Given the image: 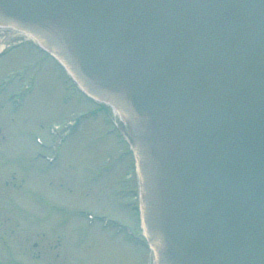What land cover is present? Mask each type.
<instances>
[{
	"label": "water",
	"instance_id": "95a60500",
	"mask_svg": "<svg viewBox=\"0 0 264 264\" xmlns=\"http://www.w3.org/2000/svg\"><path fill=\"white\" fill-rule=\"evenodd\" d=\"M0 21L130 114L158 264H264V0H0Z\"/></svg>",
	"mask_w": 264,
	"mask_h": 264
},
{
	"label": "rangeland",
	"instance_id": "374dc122",
	"mask_svg": "<svg viewBox=\"0 0 264 264\" xmlns=\"http://www.w3.org/2000/svg\"><path fill=\"white\" fill-rule=\"evenodd\" d=\"M25 38L19 32L0 28V46L13 48ZM46 57L51 56L30 43L0 56V83L11 73L29 78L37 71L35 91L17 111L7 102L8 96L0 93V124L4 133L10 135L9 143L0 145L1 149L31 156L38 151L55 159L52 167L48 161H41L46 169L51 167L46 177L39 176L37 171L30 175L39 180L34 184L30 180L29 185H35L34 190L42 187H38L45 204L42 212L26 200L15 198V211L6 206L0 214V233L8 236L12 258L24 264H151L152 254L147 246L130 241L124 229L118 233L115 224L119 222L142 240L145 238L137 172L132 169L128 148L115 134L108 133L110 124L105 123L103 112L105 109L114 113L123 123L121 116L109 105L101 103V107H96L79 94L66 101L65 77L62 75L61 80L58 63ZM36 60L38 67L29 71L28 66ZM66 127L65 141L59 144L57 152L33 146V135L52 144L58 141L54 134ZM18 191L13 189L12 194ZM19 208L28 210L31 218L24 221L21 216L25 218L26 212L20 215ZM43 214L44 221L40 219L32 225ZM88 214L95 218L93 223L85 217ZM6 217H10L7 222ZM0 256L5 254L0 251Z\"/></svg>",
	"mask_w": 264,
	"mask_h": 264
},
{
	"label": "flooded vegetation",
	"instance_id": "af4514ba",
	"mask_svg": "<svg viewBox=\"0 0 264 264\" xmlns=\"http://www.w3.org/2000/svg\"><path fill=\"white\" fill-rule=\"evenodd\" d=\"M9 137L7 133H4V129L2 125L0 124V139L4 140L5 142L0 141V145H5V143H9ZM2 147H0V214L3 213V209L6 206H10L13 201H17L15 198H19L22 201H27V203L33 204V199L28 197V189L27 187H33L35 185H29L31 177L30 175L34 174V169L32 168L31 171H29L26 168L22 167V170L19 169L17 166H13V160L14 157L10 151L2 150ZM34 162H36L35 159H33ZM27 167V164L24 166ZM38 166H36L37 168ZM21 174L19 176V174ZM16 180H19L20 183L17 184ZM39 187V186H38ZM37 187V188H38ZM36 188V189H37ZM41 188V187H39ZM13 189L19 190L18 193L12 194ZM27 189V191H26ZM33 189V188H32ZM36 196L40 197L39 189L36 190ZM6 221L10 220V217H6ZM37 245H34L36 247ZM12 245L8 240V236L5 233H0V251L1 253L5 254V257L0 256V264H10L6 261L9 253L11 254ZM2 259L4 261H2ZM11 259V258H10ZM11 262L12 259H11Z\"/></svg>",
	"mask_w": 264,
	"mask_h": 264
},
{
	"label": "bare ground",
	"instance_id": "6f19581e",
	"mask_svg": "<svg viewBox=\"0 0 264 264\" xmlns=\"http://www.w3.org/2000/svg\"><path fill=\"white\" fill-rule=\"evenodd\" d=\"M25 34V33H24ZM25 35H27L28 36V38H33V36H31V35H29V34H25ZM5 48V44L4 45H2V50Z\"/></svg>",
	"mask_w": 264,
	"mask_h": 264
}]
</instances>
